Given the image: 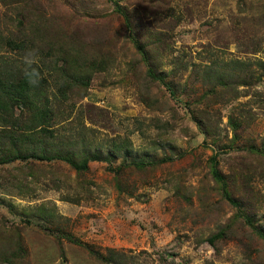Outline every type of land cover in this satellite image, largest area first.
Here are the masks:
<instances>
[{"label":"rangeland","instance_id":"1","mask_svg":"<svg viewBox=\"0 0 264 264\" xmlns=\"http://www.w3.org/2000/svg\"><path fill=\"white\" fill-rule=\"evenodd\" d=\"M259 223L264 0H0V264H264Z\"/></svg>","mask_w":264,"mask_h":264},{"label":"trees","instance_id":"2","mask_svg":"<svg viewBox=\"0 0 264 264\" xmlns=\"http://www.w3.org/2000/svg\"><path fill=\"white\" fill-rule=\"evenodd\" d=\"M8 44L10 46H13V47L19 46V48H21V45L16 44L14 41H8ZM37 78H38L37 74L33 70H27L24 72V74L19 79V81H16L17 86H12L8 91V93L11 95H17L20 98H23V100L25 101V104L31 105V108L34 110V112H32V115H31L32 117L27 124V129L31 130L36 135L33 136V134H31L30 137H26L25 135L21 136V137L14 136V139L16 142L27 141V142H31L32 144L34 143L33 148L30 150H24L21 153H17L15 156H16V158H23V159L34 156V157H37L39 159H49L50 160V159L55 158V156H57V155H55V153H52V151L50 149L51 143H46V145H44L45 147H44L43 151L40 154L39 153H33L34 152V146L39 145V142H36L34 140L35 137L39 136V134H42V135L45 134V135L51 136V133L53 132L52 131L53 114H52L51 108H49V107H42V108L37 107V104L33 99V96H35V94L33 91L30 92V90L32 88H35L36 84H38ZM20 87H22L23 92L19 90ZM64 91L65 90L62 91L63 95H64ZM13 158L14 157L8 159V161L12 160ZM70 162L73 164L75 163L73 160H70ZM75 166L83 167L84 165L75 164ZM212 174H213V177L215 178V180L217 182L223 181L222 175L220 174V172L218 170V162L216 161L215 158L212 159ZM223 190H224V195L227 197L228 195L226 193V188L224 186H223ZM227 198H229V197H227ZM260 223L256 224V225H260ZM252 229L254 230V233L257 234L258 238H260L261 240L264 241V228L261 227V225H260V226H255ZM223 235H224V231H221V232L217 233L216 235L212 236L210 238V240H211V242H214V240H216L217 238H219L220 236H223ZM105 260H107V262H109V264H114V263H110V261H108L109 259H105Z\"/></svg>","mask_w":264,"mask_h":264}]
</instances>
